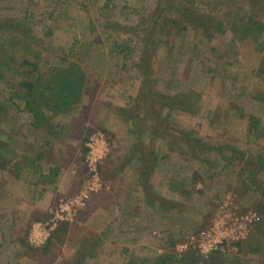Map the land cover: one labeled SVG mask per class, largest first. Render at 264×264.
Here are the masks:
<instances>
[{
  "label": "rangeland",
  "instance_id": "1",
  "mask_svg": "<svg viewBox=\"0 0 264 264\" xmlns=\"http://www.w3.org/2000/svg\"><path fill=\"white\" fill-rule=\"evenodd\" d=\"M253 14L264 0H0L41 74L85 75L50 135L7 101L30 77L0 49V264H264V27L233 30ZM236 219L224 253L177 250Z\"/></svg>",
  "mask_w": 264,
  "mask_h": 264
},
{
  "label": "trees",
  "instance_id": "2",
  "mask_svg": "<svg viewBox=\"0 0 264 264\" xmlns=\"http://www.w3.org/2000/svg\"><path fill=\"white\" fill-rule=\"evenodd\" d=\"M250 2H253V0H250ZM254 20H256L255 14L251 15L247 21L234 26L233 30L236 29L235 32L238 34L248 32L255 40L261 38L264 26ZM7 22L0 20L1 24H7ZM12 24H9L8 27L5 25L6 27L3 30L0 29V49L16 46L21 52V56H19V59L17 58V64L11 70L18 72V67L26 69V76L30 78L19 81L17 85H8L10 96L7 101L16 100L14 105L21 107L28 114L29 125L33 129H41L45 125L51 126L52 128L48 129L49 134L54 135V131L59 128V125L55 126L53 120L59 116L69 114L77 105H80L85 91V75L81 67L74 62H69L65 66H52L48 73L41 74L36 63L28 58L31 52V46H27L28 42H16L13 39L14 36L10 38L9 34H6L10 31ZM17 28L20 27L17 25ZM18 32L22 33L23 31L18 29ZM22 35L25 38H31L30 40L33 39L32 34L27 30ZM121 51L124 52V49ZM9 59L8 57L4 60L0 59V81H6L5 73L9 69L7 64ZM53 128L55 129L53 130ZM259 162L260 167H264V158L259 157ZM3 165H5V158L0 154V166L3 167ZM143 170L146 171L147 168ZM66 227L67 224L63 223L61 229L65 231ZM94 248L95 246L92 244L86 248L89 257L94 255Z\"/></svg>",
  "mask_w": 264,
  "mask_h": 264
},
{
  "label": "built area",
  "instance_id": "3",
  "mask_svg": "<svg viewBox=\"0 0 264 264\" xmlns=\"http://www.w3.org/2000/svg\"><path fill=\"white\" fill-rule=\"evenodd\" d=\"M91 145H90V151L93 154L94 146L97 144L95 139H91ZM94 141V142H93ZM228 218V214L224 215L223 212L217 220L218 222H223L224 219ZM228 222V220H227ZM232 223V228L226 229V227L222 226L221 231H217L215 228L206 230V231H201L200 233L189 236L186 238V241L183 242L182 244L178 245L177 250L182 251L186 249H194L204 257H207L211 253H224L226 249L228 248V244L230 241H236L238 238L241 236L240 231L243 230L244 226L246 225V222L244 219H239V221L236 219L234 221H231ZM238 229V230H237ZM231 243V242H230Z\"/></svg>",
  "mask_w": 264,
  "mask_h": 264
},
{
  "label": "crops",
  "instance_id": "4",
  "mask_svg": "<svg viewBox=\"0 0 264 264\" xmlns=\"http://www.w3.org/2000/svg\"><path fill=\"white\" fill-rule=\"evenodd\" d=\"M142 203H144L147 207H151V208H154V209H156L155 207H157V206H155L154 203H151V202H149V201H144V202H142ZM98 210H99V209L94 210V213H96L95 211L98 212ZM103 211H104V210H103V208L101 207V208H100V212H98V213L102 214ZM120 219H122V218L120 217ZM107 224H109V222H107Z\"/></svg>",
  "mask_w": 264,
  "mask_h": 264
}]
</instances>
